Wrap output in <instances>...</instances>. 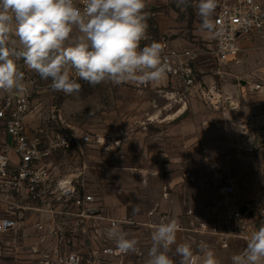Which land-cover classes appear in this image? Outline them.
Instances as JSON below:
<instances>
[{"label": "built area", "instance_id": "obj_1", "mask_svg": "<svg viewBox=\"0 0 264 264\" xmlns=\"http://www.w3.org/2000/svg\"><path fill=\"white\" fill-rule=\"evenodd\" d=\"M75 3L82 6L83 0ZM213 19L219 35L211 32L210 72L212 77L223 79L228 75L227 68L237 62L240 43L252 34L264 33V7L259 0H218ZM157 28L148 26L149 39L142 41L141 47L152 42V33ZM160 35L163 55L171 69L166 77L178 84L183 94L189 96L195 90L214 106L209 88L205 90L201 84L202 72L196 66L201 53L194 47L174 48L169 38ZM14 38L10 37L9 41ZM22 71V89H15L0 101L4 136L0 156L6 159L0 167V202L7 207L0 214V220L13 222L0 235L19 234L26 217L21 212H30L36 215L32 228L44 249L39 252V264H146L140 252L120 253L115 244H108L102 238L99 225L94 227L90 239L98 245L83 252L74 249L75 241L85 234L87 222L107 220L111 228L119 221L104 218L95 197L85 189L84 165L66 164L55 168L49 163L59 152L83 154L82 146L91 142L88 135L69 128L52 136L42 131L28 134L26 118L31 110V97L42 90H51V81L43 84L45 80L26 65ZM250 89L264 94V86L260 84H252ZM206 169L210 172L215 167ZM205 182L210 197L203 210L205 217L198 219L196 233L212 237L219 250H229L232 241L247 245L252 232L264 226V205L254 200L240 201L235 186L227 179L222 183L207 178ZM47 244L51 245L49 249Z\"/></svg>", "mask_w": 264, "mask_h": 264}, {"label": "rangeland", "instance_id": "obj_2", "mask_svg": "<svg viewBox=\"0 0 264 264\" xmlns=\"http://www.w3.org/2000/svg\"><path fill=\"white\" fill-rule=\"evenodd\" d=\"M197 2L198 0H190L189 6L178 7L176 0H145L144 11L148 15V26L152 24L158 27L152 33L153 40L159 42L160 34H163L171 41L175 39L184 41L188 46H193L203 53L205 56L203 65L206 70L199 78L205 90H208L210 85L219 87L225 81L240 83L238 77L250 82L251 85L264 86V33L252 34L245 39L249 43L243 45L240 55H251L253 59L242 64V72L239 73L240 68H237V62H234L227 68L226 77L223 79L212 77L208 55L211 32L200 29L201 21L194 6ZM259 2L264 7V0ZM162 24L166 27L165 30L159 29ZM73 35L79 33L74 31ZM9 46L19 48L18 39H11ZM17 66L18 70L23 72L25 66L23 60H18ZM70 77L76 78L72 70ZM77 80L81 83L79 93L66 95L51 89L32 95L31 110L26 118L28 134L42 131L43 134L52 136L69 128L88 135L91 142L82 146L83 154L59 152L55 155V160L62 166L84 165L86 170L82 180L85 189L103 204L110 216L115 217L117 199L121 204L128 199L133 203L138 202L141 190L137 184L145 179V167L158 168L165 158L168 159L167 164H172L169 156L175 158L177 152L182 154L187 147L192 148L189 144L194 136L193 131L196 134L198 128L192 126L194 117L190 113L188 116L179 117L181 100L164 92L170 89L169 83L168 87L163 83L146 87V84L116 85L111 82L91 86L83 80L78 78ZM42 83H46V80ZM14 90H0V101ZM191 94L205 106L206 103L210 104L207 99L198 96L195 90ZM185 119H188L186 122L191 125L184 129L181 123ZM3 140V129L0 124V144ZM196 150L198 152L200 149ZM199 152L203 155L202 150ZM200 160L204 162L202 180L205 182L208 178L213 182L223 183L225 177L220 169L214 166L215 170L208 172L205 169L207 162L202 157ZM132 170L135 172H131ZM170 171L165 174L167 180L173 182L178 180V174ZM206 203L201 208L200 215ZM4 209H7L6 205L0 202V214ZM125 212L126 218L120 220L122 222L118 227L132 239L135 231L130 225L123 223L129 217V213L126 210ZM21 213L26 214L23 211ZM26 215L27 226L20 234L0 235V264H39L41 261L40 253L36 252V245H33L30 239L31 234L22 235L25 230L27 233L31 232L32 217ZM136 232L142 235L144 231L139 227Z\"/></svg>", "mask_w": 264, "mask_h": 264}, {"label": "clouds", "instance_id": "obj_3", "mask_svg": "<svg viewBox=\"0 0 264 264\" xmlns=\"http://www.w3.org/2000/svg\"><path fill=\"white\" fill-rule=\"evenodd\" d=\"M176 3L186 7L190 0ZM194 6L201 31L219 35L213 19L217 0H198ZM145 7V0H83L82 6L75 0H0V90L22 89L18 60L41 79L50 80L53 91L66 95L81 90L77 78L91 86L158 83L171 69L160 42L141 47L149 39ZM12 36L19 48L9 46ZM70 70L76 78L70 77ZM5 163L0 156V167ZM12 226V221L0 220V231ZM178 231L175 219L154 226L146 264H174L169 255L172 245L180 264H196L191 245L177 244ZM109 236L115 237L120 253L140 251L138 240L129 239L115 224ZM200 248L202 264H220L206 243ZM230 259L231 264H264V226L253 231L245 249Z\"/></svg>", "mask_w": 264, "mask_h": 264}, {"label": "crops", "instance_id": "obj_4", "mask_svg": "<svg viewBox=\"0 0 264 264\" xmlns=\"http://www.w3.org/2000/svg\"><path fill=\"white\" fill-rule=\"evenodd\" d=\"M161 28L165 30L166 27L162 24L159 29L161 30ZM170 42L171 46L177 49L191 47L178 39L170 40ZM248 43L243 40L240 43V51L243 45ZM204 59L203 53L200 54L196 64L202 74L206 70L203 65ZM252 59L251 55H240L239 53L236 65L237 68H240L239 73L242 72V64ZM238 82L240 83L225 81L219 87L210 85L209 93L214 106L207 103L205 106L200 100L194 99L193 94L189 96L183 94L179 85L169 78L165 77L159 81L158 83H163L165 87H168V83L170 84V89L164 91L166 95L176 96L181 100L179 117L188 116V113L194 117L192 126H196L198 130L196 134L193 131L192 135L194 136L189 144L192 148L187 147L182 151V154L177 152L175 158L169 156L171 157L169 161L172 164H167L168 159L165 158L158 168L145 167V179L137 184L141 190L138 202L133 203L128 199L121 204L117 199L114 209L115 217L110 216L103 204L96 200L97 205L102 209V216L106 219L119 221L120 224L122 222L120 220L126 218L125 210L129 213L127 221H123V223L130 225L135 231L133 238L138 240L139 252L144 256L145 262H147L148 249L151 247V233L154 226L171 219H175L179 225L177 244L188 243L191 245L196 264H202L203 253L200 248L202 243H206L214 251L220 264H231V256L245 249L244 243L232 241L229 250H219L215 247L212 237L207 235L200 237L195 231L198 219L205 217L204 212L200 215V210L210 197L205 182L202 180L201 173H203L204 162L200 160V157L207 162L206 167L204 165L205 169L209 166H216L224 174L225 179L231 181L236 189V197L240 201L254 200L264 205V94L251 90L250 82L239 77ZM155 83L146 84V87ZM217 102L220 104L216 106ZM187 120L185 119L181 123V127L184 129L191 125L186 122ZM195 136L196 138H194ZM197 148L202 150L203 155L200 154V150L197 152ZM49 163L55 168L61 166L56 163L55 156ZM168 171L178 174V180L174 182L167 180L165 174ZM134 209H138V211H134ZM26 214L32 217L31 232L27 233L25 230L24 233L31 234L30 239L33 245H36L38 252H42L43 244H38V236L32 228V224L36 221V215L30 212ZM98 225L102 238L108 244H115V238L108 234L110 227L107 220L89 221L84 229L85 234L75 241L74 249L76 251L83 252L93 245H98V242H90L94 235L93 229ZM25 226H27L26 217L23 228ZM139 227H141V231H144L142 235L136 232ZM50 246L47 244V249ZM31 247L33 246L31 245ZM171 247L170 257L174 264H180V257L175 255L176 245ZM31 257L35 256L31 255Z\"/></svg>", "mask_w": 264, "mask_h": 264}]
</instances>
